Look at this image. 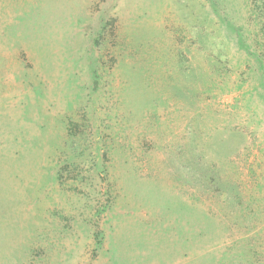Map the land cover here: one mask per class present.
<instances>
[{
    "label": "rangeland",
    "instance_id": "rangeland-1",
    "mask_svg": "<svg viewBox=\"0 0 264 264\" xmlns=\"http://www.w3.org/2000/svg\"><path fill=\"white\" fill-rule=\"evenodd\" d=\"M262 14L0 0V264H264Z\"/></svg>",
    "mask_w": 264,
    "mask_h": 264
},
{
    "label": "trees",
    "instance_id": "trees-1",
    "mask_svg": "<svg viewBox=\"0 0 264 264\" xmlns=\"http://www.w3.org/2000/svg\"><path fill=\"white\" fill-rule=\"evenodd\" d=\"M249 5L261 11V13H263L262 18L264 19V0H249ZM263 24H264V21L261 22V25ZM259 29L260 30L262 29L261 26L259 27Z\"/></svg>",
    "mask_w": 264,
    "mask_h": 264
}]
</instances>
